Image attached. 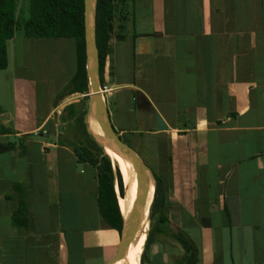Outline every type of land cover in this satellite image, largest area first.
Wrapping results in <instances>:
<instances>
[{
  "label": "crops",
  "instance_id": "1",
  "mask_svg": "<svg viewBox=\"0 0 264 264\" xmlns=\"http://www.w3.org/2000/svg\"><path fill=\"white\" fill-rule=\"evenodd\" d=\"M146 9L145 30L132 33L131 12L110 40L101 80L111 127L168 194L144 264H182L179 233L195 264H264V0H146ZM72 50L76 70L74 40ZM70 79L47 87L42 106L37 81L16 77L12 107H0V144L14 145L0 152V264H107L116 253L96 170L57 131L61 103L88 97L89 87L67 95Z\"/></svg>",
  "mask_w": 264,
  "mask_h": 264
},
{
  "label": "trees",
  "instance_id": "2",
  "mask_svg": "<svg viewBox=\"0 0 264 264\" xmlns=\"http://www.w3.org/2000/svg\"><path fill=\"white\" fill-rule=\"evenodd\" d=\"M23 1H27L28 3L29 16L27 20L18 22L16 20V13L19 0H0V71L5 70L8 66L7 43L15 37V33L18 30H22L23 36L28 39L70 38L75 41L76 45V70L64 90L67 95L87 94L88 77L84 41V0ZM128 2L130 1L117 0L115 5V0H96L95 40L98 52L100 80H102L105 60L110 57L112 52L109 43L110 40L113 37L118 39L123 37L124 23L129 17L126 13ZM18 12L19 15H21L22 9ZM118 12L120 16L119 19L122 23H120V30L118 33L114 30V34L112 35L109 34L107 30L109 25L107 19H112L110 23L112 25L115 14ZM85 113L86 110H83L82 113L76 117L75 124L77 132L71 147L72 152L76 156L78 162L87 163L96 170L100 214L106 226L114 229L120 236L123 223L121 215L124 217L128 211L121 175L117 166H113L103 149L87 132L84 123ZM0 134H6V130L1 124ZM13 147L14 145L11 143L0 144V152L12 150ZM153 175L157 182L155 190L153 188L154 195L148 216L152 226L147 233L139 264H144V259L153 234L155 232H162V220L167 211L168 194L163 186V177L156 172H153ZM145 178L150 182L147 176ZM15 216H23V209L19 208ZM171 236L183 247L186 253L182 264H195L197 258L196 251L191 241L181 233L172 234Z\"/></svg>",
  "mask_w": 264,
  "mask_h": 264
},
{
  "label": "rangeland",
  "instance_id": "3",
  "mask_svg": "<svg viewBox=\"0 0 264 264\" xmlns=\"http://www.w3.org/2000/svg\"><path fill=\"white\" fill-rule=\"evenodd\" d=\"M17 6L16 20L18 22L27 20L29 16L27 1L19 0ZM20 9H22L21 15H19L18 12ZM131 12L133 21L132 24H130V29L132 33L138 34L145 30L148 25L149 16L146 9V0H134V11H126L128 16ZM119 18L118 12L115 14L112 23V35L114 34V30L117 33L120 30V23H122V21H120ZM125 30L126 31H123L124 33L128 30L127 25ZM72 42L73 39H28L23 36L22 30L16 31L14 42L9 43L7 46L8 66L5 70L0 71V107L6 109L12 107L13 80L19 76L30 77L37 81L38 100L43 106V100L46 99V88L49 87L50 89L58 90L60 88L59 86H61L63 82H67V78L69 80L75 72ZM63 91L64 90H60L58 96H61ZM88 102V97L75 95L66 98L60 105V107L64 108V114H61L59 121L61 133L72 143L74 142V136L77 132L75 124L76 117L80 115L83 110H87ZM69 105L72 106L70 107ZM122 140L134 146L129 137L124 136ZM139 143H142V140L137 139L136 142H134L136 148L140 152V156L146 161V150L143 145L141 144V146ZM147 222L148 233L152 224L148 218ZM108 234L114 238L113 234ZM115 243V240L109 241L111 246L115 245Z\"/></svg>",
  "mask_w": 264,
  "mask_h": 264
},
{
  "label": "water",
  "instance_id": "4",
  "mask_svg": "<svg viewBox=\"0 0 264 264\" xmlns=\"http://www.w3.org/2000/svg\"><path fill=\"white\" fill-rule=\"evenodd\" d=\"M95 4L96 0H84V41H85V57H86V71L88 77V108L84 115V123L86 125L87 132L92 136L94 141L103 149L102 145L99 144L93 134L88 129V119L91 118L95 123L98 124L103 138L109 146L125 157L131 164V179L135 185L133 209L127 219L122 217V231L120 234V241L116 250L115 255L107 264H113L118 261L127 251L129 244L132 242L136 233L144 219L146 205L144 204L141 196L143 188V180L146 175L149 174L154 183V190L156 185V178L150 172V169L145 165L144 161L137 155L129 145L123 142L120 137L116 135L113 128L111 127L105 108L104 98L101 94V80L99 73V62L98 52L96 47V17H95ZM112 21L111 18L107 19L108 33L112 34ZM3 117H0V121ZM156 130L165 131V127L159 117H156ZM58 132H61V128H57ZM108 156V155H107ZM109 158V157H108ZM110 159V158H109ZM111 161V160H110ZM115 170V168H114ZM153 200V199H152ZM152 204V202H151ZM151 204L148 207V216ZM147 216V218H148Z\"/></svg>",
  "mask_w": 264,
  "mask_h": 264
},
{
  "label": "bare ground",
  "instance_id": "5",
  "mask_svg": "<svg viewBox=\"0 0 264 264\" xmlns=\"http://www.w3.org/2000/svg\"><path fill=\"white\" fill-rule=\"evenodd\" d=\"M88 129H89V132L95 136L97 142L102 145L104 153L108 155L113 166L114 167L117 166L120 172L122 184H123V191L125 194V199H126L127 208H128V211L124 217L121 215V213L120 215L124 219H127L133 209V201H134V193H135V185L133 184L132 179H131L132 178L131 177L132 166L125 157H123L121 154L114 151L109 146L107 141L104 140L98 124L95 123L91 118L88 119ZM146 176L149 178L150 182H148L147 179L145 178L143 180V188L141 191L142 200L144 204L146 205L144 219L136 233V236L134 237L132 242L129 244L126 253L118 261L114 262L113 264H139L140 263V257H141L143 246H144L146 236H147V228H148L147 210H148L149 205L152 202L153 195H154L153 180L148 174Z\"/></svg>",
  "mask_w": 264,
  "mask_h": 264
},
{
  "label": "built area",
  "instance_id": "6",
  "mask_svg": "<svg viewBox=\"0 0 264 264\" xmlns=\"http://www.w3.org/2000/svg\"><path fill=\"white\" fill-rule=\"evenodd\" d=\"M110 91V89L107 88V86H101V94L107 93Z\"/></svg>",
  "mask_w": 264,
  "mask_h": 264
}]
</instances>
